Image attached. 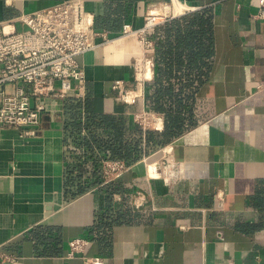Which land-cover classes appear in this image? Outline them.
I'll return each mask as SVG.
<instances>
[{
    "label": "crops",
    "instance_id": "1",
    "mask_svg": "<svg viewBox=\"0 0 264 264\" xmlns=\"http://www.w3.org/2000/svg\"><path fill=\"white\" fill-rule=\"evenodd\" d=\"M58 1L0 0V23L12 20L23 29L20 15ZM84 1L101 22L95 28L110 40L97 37V47L77 57L86 74L83 99L93 112L124 120L125 142L133 143L134 114L151 111L148 82L155 76L153 65L146 81L136 78L144 44L123 35L126 24L142 28L149 12L164 7L172 18L195 11L209 17L213 52L206 75L192 113L184 112L182 134L165 143L143 141L142 157L120 179L107 185L101 177L75 196L68 192L76 189L67 186L70 166L84 163L80 180L97 179L94 160H86V148L67 134L66 122L75 117L66 112L68 99L46 101L50 108L36 134L0 127V253L13 257L3 264H85L84 256L102 264H264V20L255 17L258 0ZM177 2L186 11H172ZM117 80L135 103L114 87ZM80 114L83 121L85 108ZM74 131L89 136L84 126ZM163 147L172 149V167L151 177L147 165L161 161ZM77 237L89 238L86 252L68 257L69 241Z\"/></svg>",
    "mask_w": 264,
    "mask_h": 264
},
{
    "label": "built area",
    "instance_id": "2",
    "mask_svg": "<svg viewBox=\"0 0 264 264\" xmlns=\"http://www.w3.org/2000/svg\"><path fill=\"white\" fill-rule=\"evenodd\" d=\"M17 1L6 0L11 5ZM258 2L255 17L264 20V0ZM170 18L171 12L164 7L163 11L149 12L142 28L124 26L123 35H137L144 44L141 58L135 61L138 80L146 81L154 65L153 41L148 38V31ZM18 20L25 28L17 29L12 20L0 23V127L29 128L26 134H36L43 113L50 108L47 100L83 98L86 74L77 57L97 47V37H103L104 41L110 38L107 31L95 28L94 15L86 9L84 0H60L49 7L23 13ZM114 87L124 99L136 102V96L129 99L123 81L117 80ZM259 89L264 90V85ZM134 120L144 131L164 128L163 115L149 110L135 113ZM143 141L145 143V138ZM161 150V161L147 165L151 177L172 167V149L163 147ZM131 166L124 159H105L102 183L116 182ZM89 243L87 237L70 240L68 257L84 255ZM84 258L85 264H102L98 257ZM12 259L11 255L0 253V264Z\"/></svg>",
    "mask_w": 264,
    "mask_h": 264
},
{
    "label": "trees",
    "instance_id": "3",
    "mask_svg": "<svg viewBox=\"0 0 264 264\" xmlns=\"http://www.w3.org/2000/svg\"><path fill=\"white\" fill-rule=\"evenodd\" d=\"M100 23L98 19L95 26L100 28ZM210 26V18L195 11L170 18L147 33L148 38L155 43L153 54L155 76L148 82L150 93L147 100L151 111L165 114L166 124L162 131L153 129L144 131L135 123L133 143L130 145L129 141L125 142L124 120L117 116L93 112L90 102L83 98H67L66 112L75 111L73 120L66 122L67 134L68 136L74 134L75 144L86 148L82 156L86 160L90 158L94 160L95 170L92 176L97 179L94 183L80 180L87 169L84 163L70 166L67 186L76 188L69 189L71 196L84 192L95 182L101 181L100 159L119 158L134 164L142 157L144 138L149 144L165 143L183 133L184 125L189 118L186 113H192L197 87L206 75L205 67L213 52ZM82 108L86 110L83 121L80 116L78 117ZM82 126L88 129L89 136H76L74 129ZM100 127L105 130L97 132L96 129ZM107 134L110 138H105ZM94 146L105 154L97 156ZM110 184L112 183L107 185Z\"/></svg>",
    "mask_w": 264,
    "mask_h": 264
},
{
    "label": "bare ground",
    "instance_id": "4",
    "mask_svg": "<svg viewBox=\"0 0 264 264\" xmlns=\"http://www.w3.org/2000/svg\"><path fill=\"white\" fill-rule=\"evenodd\" d=\"M176 5H177L178 10L181 9L179 11L185 10V7H186L185 4L177 2ZM148 75H149V73H148Z\"/></svg>",
    "mask_w": 264,
    "mask_h": 264
},
{
    "label": "rangeland",
    "instance_id": "5",
    "mask_svg": "<svg viewBox=\"0 0 264 264\" xmlns=\"http://www.w3.org/2000/svg\"><path fill=\"white\" fill-rule=\"evenodd\" d=\"M174 7H175V8H174ZM171 8H172V11L175 10V11L178 12L179 10H181V9L178 10L177 5H175V6L173 5Z\"/></svg>",
    "mask_w": 264,
    "mask_h": 264
}]
</instances>
